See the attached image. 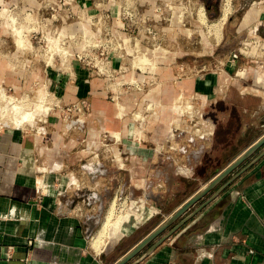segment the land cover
<instances>
[{"label":"rangeland","instance_id":"374dc122","mask_svg":"<svg viewBox=\"0 0 264 264\" xmlns=\"http://www.w3.org/2000/svg\"><path fill=\"white\" fill-rule=\"evenodd\" d=\"M121 1L119 7L108 0H0V125H21L49 116L60 121L74 139L79 129L67 124L80 118L84 120L82 129L94 128L93 106L102 101L108 111L112 105L118 107L123 131L119 130L115 147L104 150L106 147L88 144L83 157L87 161L97 153L99 159L110 156L120 173L129 168L141 178L149 167L142 161V150H150L156 154L152 174H159L160 152L166 157L161 174H191L203 158L207 162L200 163L194 174L223 169L249 141L242 128L250 121L259 123L264 116L240 113L237 95L225 104L207 103L203 93L192 96L190 82H196L194 89L204 91L205 81L212 75L223 76L230 68L235 75L236 71L247 73L237 68L260 54L264 46V32L242 29L247 6H241L249 0L230 1L220 31L211 24L219 19L224 0H130L131 7ZM113 8H121L122 14L132 11V15L117 17ZM76 75L87 79V98L76 95L81 88ZM175 81L181 85L175 87ZM71 105L85 108L67 111ZM223 106L231 111L224 120ZM45 108H50L46 116L42 115ZM25 114V121L16 122ZM212 124L217 130L214 141L212 136L208 138V125ZM161 138L166 144L159 150L155 143ZM144 141L149 146L143 147ZM262 151L264 144L229 174ZM68 159L71 170L74 158L69 154ZM102 165L103 170L110 168L105 162ZM64 175L65 181L56 183L62 189L75 186L74 177ZM151 181V188L141 179L133 186L126 174H119L118 194H107L104 199V209L115 202L113 224L128 218L129 224L142 226L140 233L147 232L185 197L177 196L168 203L175 196L171 180L156 175ZM162 182L169 188L162 190ZM121 228L114 235L118 240L109 239L118 246Z\"/></svg>","mask_w":264,"mask_h":264},{"label":"crops","instance_id":"0c3cea01","mask_svg":"<svg viewBox=\"0 0 264 264\" xmlns=\"http://www.w3.org/2000/svg\"><path fill=\"white\" fill-rule=\"evenodd\" d=\"M247 4L243 3L241 6H247L242 13L241 24L246 23L242 29L252 33L259 29L264 32V0H249ZM207 8L210 10L212 6ZM200 11L205 17L203 8ZM262 48L264 46L260 47V54L237 68L246 71L245 74L236 71V75H233L230 68L223 71V76L212 75L205 81L204 91H199V87L194 89L196 82L193 84L191 81L192 96L199 97L203 93L207 103L214 105L215 102L225 104L226 100L237 95L240 113L264 116ZM233 65L232 69H235V64ZM77 81L81 85L76 90L77 97L87 98L90 93L87 79L78 75ZM177 85L180 86L181 82L175 81V87ZM105 107L107 105L104 106L102 101L93 106L94 128L86 126V129L77 132L74 139L60 121L49 116L21 125H0V264H113L162 222L151 230L140 233L142 226L139 228L134 223L129 224L128 218L113 224L117 219L114 217L107 225L103 244L98 250L93 249L91 242L104 220L102 212L108 210L104 209L105 196L118 194L119 174H126L130 185L134 186L136 179H141L148 188L153 186L151 180L156 175L158 178L171 180L175 196L168 203L177 196L185 197L176 202L175 207L169 211L170 215L208 184L218 172L213 170L209 174H194L198 172L200 163L207 162L203 158L190 170L191 174H180L179 177L176 174H161L166 157L160 152L157 166L159 174H152L151 163L156 159V154L150 150H142V161H146L149 167L143 171L141 178L129 168L120 173L113 167L114 160L110 156L99 159L97 153L87 161L83 157L88 144L96 148L106 147L104 150L115 147L118 143L116 136L120 134L119 130L123 131L122 128L119 129L121 121L118 107L112 105L109 111ZM221 114L224 120L231 111L223 106ZM251 122L242 128L249 137L244 149L264 134V117L257 124ZM214 125H208V138L212 136L213 141L217 131ZM45 130L47 137L43 133ZM126 142L136 145L133 141ZM165 144L161 138L155 146L160 150ZM142 146L149 145L144 141ZM174 146L177 147V144ZM69 154L74 158L71 170V160H67ZM85 162L90 163V166ZM104 162L110 165L108 170H103ZM63 170L64 174L74 177L75 186L62 189L56 183L58 180L65 181ZM237 172L227 174L192 202L169 226L124 264H130L140 257ZM159 187L162 190L169 188L163 182ZM120 227L122 236L121 245L118 246L117 241L109 239L118 240L114 235H118ZM118 250H122L121 253ZM137 264H264V156L239 174Z\"/></svg>","mask_w":264,"mask_h":264},{"label":"water","instance_id":"95a60500","mask_svg":"<svg viewBox=\"0 0 264 264\" xmlns=\"http://www.w3.org/2000/svg\"><path fill=\"white\" fill-rule=\"evenodd\" d=\"M262 144H264V134H262L258 139L253 141L249 146H247L242 152H240L236 157H234L223 169L218 171L216 175L210 180L208 184H205L198 192H196L183 206L178 210L173 211L165 220H163L159 225L153 228L145 237L134 244L129 250L122 254L113 264H124L132 256H134L145 244L150 242L155 236L160 234L167 226H169L192 202L204 194L208 189L215 186L220 182L227 174L232 172L236 167H238L244 160L251 156ZM262 156H264V151L260 152L256 157H254L248 164H246L240 171L236 173L232 178H230L225 184H223L215 193H213L203 204L191 212L186 218L180 221L171 230L165 233L161 238H159L148 250H146L140 257L134 260L130 264H137L142 261L146 256H148L159 244L170 237L186 220H188L195 212H197L202 206L207 204L210 200L217 196V194L225 188L231 181H233L239 174L247 170L254 163H256Z\"/></svg>","mask_w":264,"mask_h":264},{"label":"bare ground","instance_id":"6f19581e","mask_svg":"<svg viewBox=\"0 0 264 264\" xmlns=\"http://www.w3.org/2000/svg\"><path fill=\"white\" fill-rule=\"evenodd\" d=\"M230 1L231 0H224L221 15L218 21L214 22V24L212 25L213 28L215 27L217 31L221 30V26L230 12ZM201 16L204 17L203 12H201ZM27 118H28V115L25 114L19 118H16V122L24 121ZM115 215H116V205H115V202L113 201L111 202L109 209L105 213L101 228L98 230L97 234L95 235V237L93 238L91 242L93 249L98 250L100 246L103 244V236L106 231L107 225L110 223L112 219H114Z\"/></svg>","mask_w":264,"mask_h":264},{"label":"built area","instance_id":"2783aa9c","mask_svg":"<svg viewBox=\"0 0 264 264\" xmlns=\"http://www.w3.org/2000/svg\"><path fill=\"white\" fill-rule=\"evenodd\" d=\"M108 1H111V3H113V4H116L117 3V5L119 6V5H121V3H124V2H120V0H108ZM126 2H127V5L128 6H130L131 7V1L130 0H125ZM140 2H145L146 0H139ZM120 7V6H119ZM133 7V6H132ZM134 9H135V7H133ZM114 9V11H113V13H114V15L115 16H117V17H123V16H128V15H132V11L130 12V11H125V12H123V14H122V9L121 8H113ZM116 9V10H115ZM83 104L82 105H84V102H82ZM82 105H71V106H69V107H67V111H71L72 110V108H74L75 110H79V111H82L85 107L84 106H82ZM50 108H45V110L43 111V113H42V115H45L46 116V114L48 113V110H49ZM41 116V115H40ZM39 118V117H38ZM41 118V117H40ZM66 118V116H64V118H63V120H66L65 119ZM84 120H82V119H80V118H77L76 120H74V121H72L70 124L68 123L67 124V127L69 126H73L75 129H79V130H82V128L84 127V122H83Z\"/></svg>","mask_w":264,"mask_h":264}]
</instances>
